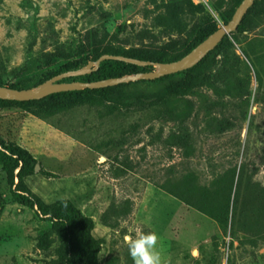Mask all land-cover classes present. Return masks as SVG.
<instances>
[{"label":"rangeland","instance_id":"obj_1","mask_svg":"<svg viewBox=\"0 0 264 264\" xmlns=\"http://www.w3.org/2000/svg\"><path fill=\"white\" fill-rule=\"evenodd\" d=\"M213 1L0 0V79L16 81L25 68L37 79L64 63L62 53L80 38L182 52L217 18ZM260 33L264 23L244 36ZM242 47L235 43L249 68L238 62L235 79L250 75L246 94L218 82L166 106L111 114L87 104L46 118L0 107V138L30 150L41 166L27 186L47 203L70 199L94 220L99 264H133L125 237L149 232L158 235L162 264H264V91ZM159 88L144 83L139 91ZM234 167L237 176L243 171L230 201L236 219L224 230L184 201L204 199L199 192ZM63 246L49 218L12 200L0 166V264H63Z\"/></svg>","mask_w":264,"mask_h":264},{"label":"trees","instance_id":"obj_2","mask_svg":"<svg viewBox=\"0 0 264 264\" xmlns=\"http://www.w3.org/2000/svg\"><path fill=\"white\" fill-rule=\"evenodd\" d=\"M242 1L214 0L212 6L217 18L211 17L203 24L182 52H171L164 48L125 47L114 44L94 45L80 38L74 49L62 53L64 57L68 58L64 63L46 70L42 69L35 80L29 79L35 71L31 68H25L16 74V81L4 82L0 79V86L17 89L33 87L57 74L79 69L90 61L97 60L103 54L124 55L153 62L178 60L217 30L221 24H227ZM263 23L264 0H255L244 15L237 30L226 35L214 50L189 69L154 80H138L103 88L55 92L41 99L18 101L0 98V107L17 106L35 116L46 118L73 107L87 104L104 106L107 113L111 114L117 110L166 106L173 99L193 92L196 87L203 83H209L210 86L216 88L218 82L224 83L227 87H234L240 94H246L250 75H248L246 83L239 78L235 79L237 63L246 64L241 55L236 52L235 43L243 46L241 48L242 54L252 63L258 80V87L264 91V33L254 37L244 36L245 32L250 33L261 27ZM218 55H220L219 59L217 58ZM210 59L215 66L214 72L207 71L209 68L207 63ZM246 67H248L247 64ZM154 69L153 65L139 66L125 61L106 59L89 74L71 76L61 81L90 82ZM144 83L159 84L160 88L148 93L140 92L139 86ZM132 98H134L133 101H129ZM171 112V109L165 111V113ZM37 163V158L30 150L14 141H6L0 138V166L10 186L12 200L36 209L40 215L52 221L53 227L64 241L63 251L60 255V261L63 264H99L98 255L102 240L97 239L93 234L94 220L84 214L70 199H59L53 203H47L27 186L26 178L36 172ZM41 173L47 178L59 177L58 174L45 168L41 169ZM242 173L243 171H240L237 176L236 168H230L216 177L211 187L203 188V191L199 192L205 197L204 199L195 202L185 200L184 202L211 217L226 230L230 221L231 225L234 226L236 219L234 208L230 216V201L233 189L236 187L233 199L234 204H236ZM174 195L183 200L178 195Z\"/></svg>","mask_w":264,"mask_h":264},{"label":"water","instance_id":"obj_3","mask_svg":"<svg viewBox=\"0 0 264 264\" xmlns=\"http://www.w3.org/2000/svg\"><path fill=\"white\" fill-rule=\"evenodd\" d=\"M254 2L255 0H243L237 7L232 19L227 24L220 26L205 40H203L195 48H193L189 53L178 60L171 62H153L149 60L127 57L124 55L103 54L97 60H92L87 65L79 69L57 74L52 78L47 79L44 82L33 87L17 89L9 86H0V98L18 101L41 99L55 92L82 90L85 88H103L138 80H154L168 74H173L189 69L199 63L204 57L208 55L210 51L214 50L226 35H230L232 32L237 30L244 15L248 12ZM106 59L125 61L139 66L153 65L155 69L151 71L122 75L119 77H112L90 82L61 81L62 79L67 77L89 74L92 71L96 70L100 66V63ZM40 167V164L37 163L35 171H39Z\"/></svg>","mask_w":264,"mask_h":264},{"label":"clouds","instance_id":"obj_4","mask_svg":"<svg viewBox=\"0 0 264 264\" xmlns=\"http://www.w3.org/2000/svg\"><path fill=\"white\" fill-rule=\"evenodd\" d=\"M133 264H162L157 248L158 235L155 232L141 233L136 238L125 237Z\"/></svg>","mask_w":264,"mask_h":264}]
</instances>
